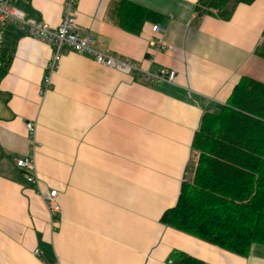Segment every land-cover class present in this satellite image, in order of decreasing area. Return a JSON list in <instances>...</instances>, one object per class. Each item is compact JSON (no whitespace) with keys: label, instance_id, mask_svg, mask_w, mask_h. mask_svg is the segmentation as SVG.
Instances as JSON below:
<instances>
[{"label":"crops","instance_id":"1","mask_svg":"<svg viewBox=\"0 0 264 264\" xmlns=\"http://www.w3.org/2000/svg\"><path fill=\"white\" fill-rule=\"evenodd\" d=\"M124 1L160 16L139 35L118 25ZM65 0H17L26 16L57 28ZM198 0H79L78 27L93 47L143 72L174 70L173 84H148L65 49L53 88L39 95L51 48L9 24L0 59V264H173L180 252L206 264H264L161 223L179 198L204 113L219 114L243 78L264 84V0L240 4L229 21L195 23ZM160 25L165 32L154 34ZM161 37L171 51H154ZM35 123L34 135L27 123ZM33 155L38 186L16 160ZM57 190L52 224L42 194ZM40 253L35 255V251Z\"/></svg>","mask_w":264,"mask_h":264},{"label":"trees","instance_id":"2","mask_svg":"<svg viewBox=\"0 0 264 264\" xmlns=\"http://www.w3.org/2000/svg\"><path fill=\"white\" fill-rule=\"evenodd\" d=\"M255 1L198 0L195 23L205 16L229 21L238 5ZM117 17L119 27L133 35H139L147 21L161 19L128 1ZM257 55L264 59V42ZM1 60L0 80L10 65ZM192 150L197 162L193 169L189 164L178 201L161 223L248 257L254 245H264V84L243 78L221 113H204ZM170 259L173 264H206L180 252Z\"/></svg>","mask_w":264,"mask_h":264},{"label":"built area","instance_id":"3","mask_svg":"<svg viewBox=\"0 0 264 264\" xmlns=\"http://www.w3.org/2000/svg\"><path fill=\"white\" fill-rule=\"evenodd\" d=\"M17 0H0V47L3 42V33L9 24L15 25L25 36L46 43L51 48V55L45 67L44 76L41 82L39 95L44 96L52 90V77L60 68V63L65 49H69L78 54L85 55L93 59L98 65L105 66L116 71L134 75L141 74L148 84L167 82L173 84L177 74L174 70L160 68L154 72H143L136 62L130 59L121 58L112 53H102L97 51L93 44L95 39L91 34L82 31L77 24V6L79 0H65L63 5L62 21L57 28H52L47 23L26 16L15 6ZM154 34L160 35L165 30L160 25L152 28ZM149 46L154 51H171L173 47L165 42L161 37L149 39ZM4 62L0 59V68ZM27 130L34 135L35 123H27ZM16 167L24 172L27 184L37 187L39 184L36 174L34 156L30 155L15 162ZM44 202L49 211L52 224H57L61 218L62 207L60 194L57 190H50L42 194ZM40 253L35 251V255Z\"/></svg>","mask_w":264,"mask_h":264},{"label":"rangeland","instance_id":"4","mask_svg":"<svg viewBox=\"0 0 264 264\" xmlns=\"http://www.w3.org/2000/svg\"><path fill=\"white\" fill-rule=\"evenodd\" d=\"M196 162H197V155L194 154V156H193V160L191 161V168H192V169H193V167L195 166ZM191 172H192V170H191Z\"/></svg>","mask_w":264,"mask_h":264}]
</instances>
